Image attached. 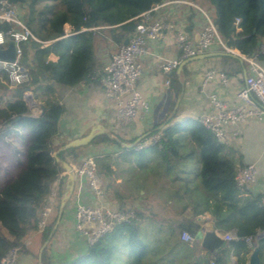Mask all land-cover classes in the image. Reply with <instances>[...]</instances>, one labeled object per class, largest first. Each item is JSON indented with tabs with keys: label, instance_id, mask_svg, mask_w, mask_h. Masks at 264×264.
<instances>
[{
	"label": "trees",
	"instance_id": "trees-1",
	"mask_svg": "<svg viewBox=\"0 0 264 264\" xmlns=\"http://www.w3.org/2000/svg\"><path fill=\"white\" fill-rule=\"evenodd\" d=\"M8 1L20 9L25 25L38 41L20 43L22 54L18 63L25 69L20 82L13 84L7 72H0V152L8 149L17 164L16 171L0 181V264L13 249L29 254L25 240L34 234H39L40 246L43 245L37 254L39 263L52 264L49 241L54 233L50 232L65 189L63 179L54 183L58 172L65 169L50 152L51 139L65 111L55 99V85L74 86L97 74L94 27L111 26L112 38L123 43L134 32L138 16L164 0ZM198 1L211 13L227 46L264 61V53L260 50L264 43V0ZM198 1L194 0L199 4ZM236 18H239L238 23H235ZM65 23L71 26L69 32L63 27ZM8 27L7 23H0V30ZM50 53L57 55L56 61L48 58ZM219 58L221 72L227 76L240 73L246 66L244 61L241 64L229 55L220 54ZM186 71L184 66L179 73L173 69L169 74L171 110L183 90ZM26 90L39 99L42 94L46 95L44 108L37 115L31 113L23 99ZM175 116L176 111L171 119ZM19 128L28 129L29 136L25 137ZM154 130L159 129L151 131ZM160 130L158 144L143 150L122 147L120 156L108 153L96 157L98 171L110 175L116 174L118 169L117 175L130 177L137 191H153L172 200L179 213L190 207L191 215L173 224L157 218L153 212L146 216L139 209L126 207L134 211L133 218L117 223L95 242L86 244L83 254L64 264H174L175 256L187 249V243L180 238L182 231L195 237L200 225L194 217L204 212L213 217L214 228L234 230L239 236L238 240L227 241L221 250L222 262L225 263L233 251L238 255L237 263L246 264V255L256 245L253 243L250 248L243 238L253 240L264 230V205L262 193L240 197L246 192L244 185H238L235 180L236 170L243 166L240 153L219 140L198 119L186 118ZM98 142L112 143L114 140L100 134L89 144ZM89 144L63 149L59 155L62 159L68 155L77 158L78 150ZM111 163L117 169L112 170ZM123 164H126L124 168ZM140 179L149 187L140 185ZM51 190L55 191V197L45 226L40 229V211ZM148 219L151 223L159 222L152 225L156 232L153 236L142 229V222Z\"/></svg>",
	"mask_w": 264,
	"mask_h": 264
},
{
	"label": "crops",
	"instance_id": "crops-1",
	"mask_svg": "<svg viewBox=\"0 0 264 264\" xmlns=\"http://www.w3.org/2000/svg\"><path fill=\"white\" fill-rule=\"evenodd\" d=\"M195 1L197 2L198 0ZM185 8L184 5H176L172 7L165 6L155 11L154 14L157 16L159 14L169 13L170 21L177 28L184 27L196 37L198 31L197 24L200 22L201 17L194 8ZM63 27L66 32H69L71 29V26L68 23H65ZM110 29L111 26L109 25H102L93 28V48L95 58L99 63V71L96 74L97 76L95 75L91 77L88 81H81L74 86L55 85V99L64 106L65 111L59 118L57 133L51 139L50 152L57 164L62 165L63 167L64 162L69 163L72 167L76 166L79 162V158L85 154H95L98 157L112 153L113 156H120L123 153L122 147L126 149L130 148L124 144H132L143 134L153 129H162L171 125L173 122L181 121L186 118L199 120L200 116L206 114L209 110L207 100V93L209 91L214 90L221 98L228 102H232L236 90L244 83L245 76L248 72L247 67L245 66L240 73L228 76V81L225 84L220 83L215 75L212 80L208 82L204 91H202L200 89V83L203 79L204 73L207 70L221 72L219 55H212L182 64L184 60L180 59L181 52L176 44L175 31L166 32L163 36L150 44V54L141 59L143 67L142 74L136 80L134 86L148 101L150 105L149 111L141 110L135 119L122 122L117 120L114 116L116 106L115 101L104 94L100 83V76L103 72L104 66L110 60L111 55L117 51L119 47V43L112 38ZM234 49H236V52L240 51L237 48ZM48 58L51 61H56L57 55L50 53ZM173 59L180 60L179 65L175 68L178 73L182 71L184 66L187 71L183 78V90L177 96L175 105L171 110L170 103L172 93L169 86L170 72H163L159 65L165 60ZM262 63L264 65V61ZM30 93L33 95L35 105L39 106L42 111L45 105L43 99L46 98V95L42 94L39 99L31 91ZM178 97H180V99L177 104ZM175 111L176 116L174 119H171V116ZM97 128L103 129L105 132L102 134H106L108 137L112 138L114 142L89 144L84 149L86 152L82 156L79 154V157L77 158H73L69 155L66 156L65 159L60 157L59 152L61 150L58 149L66 142L74 138H79ZM18 130L22 132L25 137L29 136L30 131L28 129L19 128ZM226 131L228 135L227 144L240 153L243 165L253 162L257 167L256 180L253 183L244 186L246 192L241 193L240 197L245 198L248 194H263L264 117L262 120L248 119L240 124H229L226 126ZM17 146L19 145L17 144ZM4 150L10 153L8 149ZM55 152H57V158L54 156ZM110 166L112 170L116 169V166L113 165V163H111ZM65 174L66 171L58 172L54 183L57 184L60 179L64 180ZM99 174L101 176L100 172ZM123 174L126 176L125 172H123ZM104 176L105 178L112 177L115 181H112L113 186L111 190L107 185L104 186L102 184L105 190V196L102 200L93 198L85 178L75 177L73 191L63 208L59 223L54 232L53 240V245H55L57 240H61L60 243L64 241L66 250H68V252H66L68 256L72 253V256H75V254L76 256H79L83 254L87 248L85 242L78 236V233L74 229V211L78 203L90 205L103 204L110 208H120L122 206L124 208L131 207L130 203H133L136 204V209L143 211L145 214L153 212L157 218L171 221L173 224H176L183 217L190 216L192 213L190 207L186 208L183 213H179L178 208L173 207L176 203L170 199L167 200L166 197L157 195L156 192L148 191L145 193L144 190L140 192L141 189L137 191L135 184L132 183L130 177H125V179H127V186V184H121L120 179H123L124 177H120L115 173ZM147 181L150 183L152 178L150 177ZM141 183L144 184L146 188L149 187V184L147 185L143 179H140L139 184L141 185ZM163 183L166 185L164 181ZM135 192L138 193V200H140V203L137 202V199L131 197L132 195L133 197L136 195ZM128 195L129 198L127 197ZM150 202L152 205H149ZM198 216L199 219H197ZM198 216L194 217V221L197 222L200 227H204L206 230H214L220 235V237H222L221 235L224 232L234 231H225L214 228L213 217L208 212H204ZM38 236L39 234H34L25 240L26 244L28 243L27 247L30 253L33 251L31 247H35L38 241ZM181 240L187 243V249L184 252L180 251V253L175 256L174 264H207L211 259L216 261L217 264H238V255L233 251L229 253L228 260L225 263L222 262L223 254L221 250L227 245V241L224 247L211 251L202 247L200 240L197 238L191 243L186 242L183 239ZM251 242L258 246V248L260 245L259 258L261 264H264V230L259 231ZM49 247V254H51L52 263L60 264L54 262V259L56 260L58 254L53 252L54 250H52V247L54 246ZM249 253L246 255V262Z\"/></svg>",
	"mask_w": 264,
	"mask_h": 264
},
{
	"label": "built area",
	"instance_id": "built-area-1",
	"mask_svg": "<svg viewBox=\"0 0 264 264\" xmlns=\"http://www.w3.org/2000/svg\"><path fill=\"white\" fill-rule=\"evenodd\" d=\"M184 5L186 8H194L200 15V22L197 24V36L188 32L184 27L177 28L170 21V14L164 13L155 15L154 12L165 6ZM185 8V9H186ZM7 23V30H0V48H5L9 41L15 46V60L6 61L0 59V72L9 74L13 84L20 82L24 77L25 69L18 63L22 51L20 43L28 40H36L37 37L25 25L20 9L8 0H0V23ZM239 22L236 18L235 23ZM175 31L177 47L181 52V60H186L198 54L209 51L233 52L239 55L246 63L247 74L244 83L235 92L234 100L228 102L212 90L207 93L209 110L200 116L199 121L224 143L228 142L226 126L229 124H240L248 119L262 120L264 117V65L256 57L247 53L235 51L236 49L227 46L223 37L215 25L211 13L200 4L192 0H164L152 8L142 12L138 16L134 32L128 36L126 43L119 44L117 51L112 55L104 66L100 76L104 94L115 101V118L122 122L135 119L141 110L149 111L150 105L144 95L136 89L135 82L142 74L141 59L150 54L149 46L159 39L166 32ZM261 52L264 53V43L261 45ZM180 60H165L159 67L163 72H171L177 68ZM225 84L228 76L223 72L207 70L200 83V89L204 91L208 82L214 76ZM23 99L31 108V113L37 115L41 112L39 106L30 91L23 92ZM2 122L0 121V128ZM161 130L149 131L133 142L134 150H143L151 145L158 144ZM95 154L83 155L78 164L73 167L76 178H85L91 190L93 198L102 200L105 190L101 183V176ZM257 167L253 162L238 167L235 173V180L238 185H247L256 180ZM55 191L51 190L49 199L42 206L39 220L40 229H43L46 218L51 211ZM264 205V193L262 196ZM134 217V211L130 208H110L103 204L90 205L78 203L74 211V229L83 235V241L88 245L97 240L106 231L112 229L117 223L129 220ZM222 238L225 241L238 240L239 236L234 231L224 232ZM181 239L186 242H193L195 237L187 231H182ZM247 246L251 248L252 242L249 237L243 238ZM17 249L11 250L3 259L13 258ZM207 264H216L211 259Z\"/></svg>",
	"mask_w": 264,
	"mask_h": 264
},
{
	"label": "water",
	"instance_id": "water-1",
	"mask_svg": "<svg viewBox=\"0 0 264 264\" xmlns=\"http://www.w3.org/2000/svg\"><path fill=\"white\" fill-rule=\"evenodd\" d=\"M127 39L128 38H126L124 40V43L127 42ZM257 43H258V45H260L261 41H258ZM220 54L235 57L239 60V62L241 64L243 63L242 58L233 52H223V53L206 52V53H202V54H198V55H195L193 57H190V58L184 60L182 64L188 63L190 61L197 60V59H203V58H206V57H209L212 55H220ZM0 59L6 60V61H14L15 60V46H14L13 41H9L5 48H0ZM179 99H180V97H178V99H177V104H178ZM104 132L105 131H103V129H100V128H97L95 130H91L87 134H85L79 138H74V139L66 142L58 150H63V149L70 148V147H79V146L87 145L90 143V141L93 138H95L96 136H98ZM124 145L127 147H131L133 145V143L132 144H124ZM54 156L57 158V152H55ZM63 165H64L65 171L67 173L66 177L64 178L65 189L63 191V194H62V197L60 200V207H59L56 223H55L54 227L52 228L50 234L54 233V231H55V229L59 223L61 212H62L67 200L69 199V197L73 191V187H74V183H75V174L73 171V167L67 162H64ZM197 219H199V216ZM195 238L200 240L202 247H204L207 250H211V251L220 249L221 247H224L226 244V241L222 237H220V235H218V233L216 231L206 230L204 227H200V229L197 231V233L195 235ZM246 264H261L260 258H259L258 246H254L252 248L251 252L248 255Z\"/></svg>",
	"mask_w": 264,
	"mask_h": 264
},
{
	"label": "rangeland",
	"instance_id": "rangeland-1",
	"mask_svg": "<svg viewBox=\"0 0 264 264\" xmlns=\"http://www.w3.org/2000/svg\"><path fill=\"white\" fill-rule=\"evenodd\" d=\"M199 4L202 7H204L205 9H207L202 3L199 2ZM84 149H85V147H83V148L78 150V153H80L81 156L86 152V151H84ZM79 160H80V158H79ZM14 163H15V161L12 159V156L10 155V153H8L5 150L0 152V166H1V168H0V181L5 180L7 177H9L11 174H13L16 171L17 164L16 163L14 164ZM125 165L126 164H123L122 167L124 168ZM117 174H118V169L116 171V175ZM101 176H102V178H101L102 179V184L104 186L107 185L109 187V189L111 190L112 186H113L112 181H115V179H113L112 177L105 178V176L102 173H101ZM120 181H121L122 185L123 184H127V179H125V177L123 179H120ZM127 186H128V184H127ZM141 191H143V189H141L140 192ZM135 193H136V195L134 197L132 195L131 197L133 199H137V202L140 203V200H138V197H139L138 193L137 192H135ZM127 197L129 198V195ZM131 202H132V200H131ZM143 203H147V202H143ZM149 205H152V203L150 202ZM130 206H131L130 208L136 209L135 208L136 204L130 203ZM146 216H149V214H146ZM149 220L150 219L145 220V222H142V229H144V232H146L148 235L153 236L156 232H153L152 225H155V224L158 225L159 222L158 221H154V222L151 223V222H149ZM78 236L83 240V238H84L83 235L78 233ZM39 238L40 237L38 236V241L36 243L37 246L35 245V247L34 246L31 247V249L33 250L31 253H29V254L28 253H23V252L19 253V252L16 251L15 256L13 258H10V257L7 258V262H5L4 264H40L39 261H38L37 254H39V251L43 248V245L40 246ZM53 240H54V235L52 236V238L49 241V246H54V247H52V250H54L53 252L58 253L56 260L54 259L55 263L64 264V263L70 262V261L74 260L76 257H78V256H76V254H75L76 257L72 256L73 253L70 254L69 256L66 254V252H68V250H66V247H65L66 245H65L64 241L62 243H60L61 240H59V241L57 240L55 242V245H53V243H54ZM39 248H40V250H39ZM70 258H72V259H70ZM51 263H52V261H51Z\"/></svg>",
	"mask_w": 264,
	"mask_h": 264
}]
</instances>
